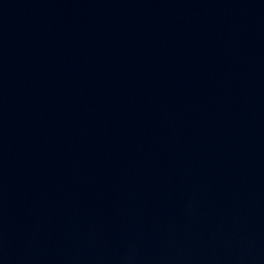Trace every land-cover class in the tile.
Returning <instances> with one entry per match:
<instances>
[{
    "label": "water",
    "instance_id": "95a60500",
    "mask_svg": "<svg viewBox=\"0 0 264 264\" xmlns=\"http://www.w3.org/2000/svg\"><path fill=\"white\" fill-rule=\"evenodd\" d=\"M0 264H264V0H0Z\"/></svg>",
    "mask_w": 264,
    "mask_h": 264
}]
</instances>
